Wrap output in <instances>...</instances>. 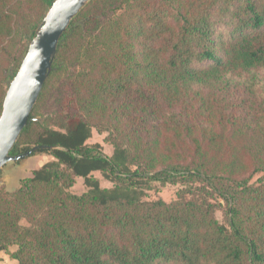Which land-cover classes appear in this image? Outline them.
I'll list each match as a JSON object with an SVG mask.
<instances>
[{"label":"trees","instance_id":"obj_1","mask_svg":"<svg viewBox=\"0 0 264 264\" xmlns=\"http://www.w3.org/2000/svg\"><path fill=\"white\" fill-rule=\"evenodd\" d=\"M53 2L0 0V115ZM263 70L264 0H90L11 150L52 158L0 188V250L16 264H264ZM62 77L59 109L41 113ZM94 128L112 154L88 143ZM155 182L182 187L145 199Z\"/></svg>","mask_w":264,"mask_h":264},{"label":"water","instance_id":"obj_2","mask_svg":"<svg viewBox=\"0 0 264 264\" xmlns=\"http://www.w3.org/2000/svg\"><path fill=\"white\" fill-rule=\"evenodd\" d=\"M89 1L54 0L31 40L3 102L0 115V170L11 161L27 158L47 148L36 145L26 152L11 154L51 73L61 37Z\"/></svg>","mask_w":264,"mask_h":264},{"label":"rangeland","instance_id":"obj_3","mask_svg":"<svg viewBox=\"0 0 264 264\" xmlns=\"http://www.w3.org/2000/svg\"><path fill=\"white\" fill-rule=\"evenodd\" d=\"M262 84L264 85V70L261 72ZM63 77L61 80L55 82L52 89V96L49 97L45 106L41 109V113L55 114L59 109L58 99L56 94L61 86ZM106 132H99L96 128L93 129L92 137L88 140V143L100 142L103 145L104 152L108 155L112 154L113 147L105 141ZM48 158H52L50 154L45 152H36L35 154L18 160L7 163L0 170V188L14 191L20 186L21 179L27 176H31L33 170L41 166L44 161ZM100 179L102 186H112L113 183L107 180L99 171L94 173ZM257 174L254 178H257ZM182 185L177 184H166L161 185L159 182L153 183V188L147 191V195L144 197L147 200H153L157 198H163L166 201H170L177 197V191ZM87 186L84 183L83 178H78L75 184L71 187V191L77 194L84 193L87 190ZM216 215L221 222H224V215L221 209L217 210ZM26 224V221L22 222ZM17 246H11L10 251H15ZM16 259L12 258L6 251L0 250V264H16Z\"/></svg>","mask_w":264,"mask_h":264},{"label":"crops","instance_id":"obj_4","mask_svg":"<svg viewBox=\"0 0 264 264\" xmlns=\"http://www.w3.org/2000/svg\"><path fill=\"white\" fill-rule=\"evenodd\" d=\"M51 158H48L46 161H48V160H50ZM46 161H44V162H46Z\"/></svg>","mask_w":264,"mask_h":264}]
</instances>
